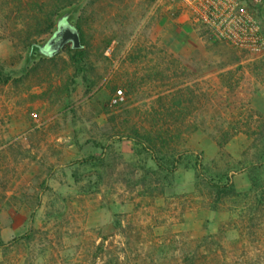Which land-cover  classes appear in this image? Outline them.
<instances>
[{
  "label": "rangeland",
  "instance_id": "1",
  "mask_svg": "<svg viewBox=\"0 0 264 264\" xmlns=\"http://www.w3.org/2000/svg\"><path fill=\"white\" fill-rule=\"evenodd\" d=\"M52 10L78 74L28 53ZM0 264H264V53L165 0H0Z\"/></svg>",
  "mask_w": 264,
  "mask_h": 264
},
{
  "label": "built area",
  "instance_id": "2",
  "mask_svg": "<svg viewBox=\"0 0 264 264\" xmlns=\"http://www.w3.org/2000/svg\"><path fill=\"white\" fill-rule=\"evenodd\" d=\"M160 1V0H159ZM181 4L193 22L205 27L211 35L230 45L252 53H264V33L257 12L264 18V0H165ZM111 51L109 47L106 51ZM119 89L112 99L116 104L123 100Z\"/></svg>",
  "mask_w": 264,
  "mask_h": 264
},
{
  "label": "trees",
  "instance_id": "3",
  "mask_svg": "<svg viewBox=\"0 0 264 264\" xmlns=\"http://www.w3.org/2000/svg\"><path fill=\"white\" fill-rule=\"evenodd\" d=\"M242 1L246 2L249 7L253 8V5H251V3H249L247 0H242ZM57 15H58L57 12L52 10V11H50L49 16H48L49 19L47 18V20L45 19L43 21V25L45 24L44 26L46 28L45 30H48V26H50L49 30L51 29V27H53L52 28V30H53L52 35L56 32V30H57L56 26H57L58 23L62 24V22L68 20V16L67 15H61V17H59L57 19V24L55 26V21L51 17L57 16ZM257 15H258V18H259V20L261 22L262 31L264 33V18H263V16H262L260 11L257 12ZM79 35H80V33H79ZM49 39L47 41H45L43 44H41V45L35 44L34 42H29V44H28V48H29L28 49V53L31 52L33 54L39 53V54H45V55H50V56L53 55V53L56 52L57 50L53 52V49L50 48ZM80 42H81V45L78 48L73 47L72 43H68L65 46L60 48V49L64 48V49L68 50L70 63L72 64V66H73V68H74V70H75V72L77 74L80 73L81 71H83V65H84L85 60H86V51L84 50V43L81 40V37H80ZM152 156H153V160L156 162V165L158 167L159 166L162 167L163 166V165H161L162 158L157 157L156 154H152ZM178 162L179 161L177 159H173V163H171L173 170L175 168H177ZM171 171H172V169H171Z\"/></svg>",
  "mask_w": 264,
  "mask_h": 264
},
{
  "label": "flooded vegetation",
  "instance_id": "4",
  "mask_svg": "<svg viewBox=\"0 0 264 264\" xmlns=\"http://www.w3.org/2000/svg\"><path fill=\"white\" fill-rule=\"evenodd\" d=\"M66 25L65 24H57L56 28V32L50 37L49 39V43H50V48L53 49V52L60 49L61 47L65 46L68 43H71V41H67L64 45L60 46V39L61 36H56V34L58 32H63L66 28H70L71 30H77L69 21V19L66 21Z\"/></svg>",
  "mask_w": 264,
  "mask_h": 264
},
{
  "label": "water",
  "instance_id": "5",
  "mask_svg": "<svg viewBox=\"0 0 264 264\" xmlns=\"http://www.w3.org/2000/svg\"><path fill=\"white\" fill-rule=\"evenodd\" d=\"M56 36H61L60 46L64 45L67 41H71L73 47L78 48L81 45L80 35L77 30L66 28L63 32H58Z\"/></svg>",
  "mask_w": 264,
  "mask_h": 264
}]
</instances>
